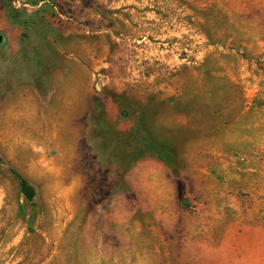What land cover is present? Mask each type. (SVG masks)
<instances>
[{
  "label": "rangeland",
  "instance_id": "374dc122",
  "mask_svg": "<svg viewBox=\"0 0 264 264\" xmlns=\"http://www.w3.org/2000/svg\"><path fill=\"white\" fill-rule=\"evenodd\" d=\"M0 36V264H264V0H0Z\"/></svg>",
  "mask_w": 264,
  "mask_h": 264
},
{
  "label": "trees",
  "instance_id": "16d2710c",
  "mask_svg": "<svg viewBox=\"0 0 264 264\" xmlns=\"http://www.w3.org/2000/svg\"><path fill=\"white\" fill-rule=\"evenodd\" d=\"M12 171L18 177L21 192L26 196L28 200L33 201L36 195L34 186L17 170L12 169Z\"/></svg>",
  "mask_w": 264,
  "mask_h": 264
},
{
  "label": "water",
  "instance_id": "95a60500",
  "mask_svg": "<svg viewBox=\"0 0 264 264\" xmlns=\"http://www.w3.org/2000/svg\"><path fill=\"white\" fill-rule=\"evenodd\" d=\"M3 40V36H0V42Z\"/></svg>",
  "mask_w": 264,
  "mask_h": 264
}]
</instances>
